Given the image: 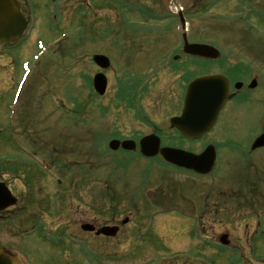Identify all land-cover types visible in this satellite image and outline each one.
Listing matches in <instances>:
<instances>
[{"label": "rangeland", "instance_id": "374dc122", "mask_svg": "<svg viewBox=\"0 0 264 264\" xmlns=\"http://www.w3.org/2000/svg\"><path fill=\"white\" fill-rule=\"evenodd\" d=\"M19 1L25 18L31 13L33 29L30 35L28 31L24 43L11 51L6 45L0 51V157H3L1 164L12 169L14 177L24 185L15 189L24 203L18 211L23 210L24 214L25 204L30 201L53 204L58 200V192L51 195L56 189L53 181L43 172L40 176L45 188L36 191L31 176L35 164L25 151L37 154L43 160L48 154H54L55 160L65 161L62 167H66V188L65 214L51 211L45 216L52 229L57 228L59 220L67 225L89 223L95 214L102 220L114 218L117 225L128 217L129 211L138 217L143 214L145 205L150 211L159 207L166 211L176 202L180 210L191 209L202 218V225L207 227L211 238L206 244L212 249L221 237L227 236L231 246H241L248 251L253 214L264 209V150L249 154V157L246 153L241 156L251 141L250 146L264 135V2L57 0L52 4L53 0ZM50 5L56 9V19L50 17ZM124 6L132 10V17L125 13ZM181 10L189 20L190 41L213 46L221 53V60L200 66L195 63L186 66L188 60L184 57L179 62H172L182 46L183 32L175 19ZM133 21H137L135 26ZM62 34H66L65 38L49 48V53L36 65L20 100L18 98L20 106L15 122H9L7 117L13 110L16 84H21L24 78L21 67L33 62L39 51L37 42L52 44ZM97 54L111 59V68L103 72L108 79L104 97H99L92 87L94 76L100 73L92 63V57ZM214 74L229 77L234 85L244 83L243 90L246 91L253 86L252 80H257L258 87L245 92L244 100L228 104L216 128L200 143L171 132L169 122L182 110L186 86L197 77ZM128 77L133 79L130 88L122 81ZM126 94L130 96V102L123 103ZM154 127L164 137H177L176 142H166V146L195 151L207 143L217 145L220 148L219 168L206 178L170 170L162 162H158V166L157 161H152L154 164L145 161L140 165L141 169L138 164H129L122 169V163L127 165L125 160L135 163L134 155L111 156L110 140H138L153 133ZM32 140H35L34 149L29 146ZM230 143L232 145L228 146ZM139 169L140 181L129 183L133 176L140 174ZM122 177L127 182H122ZM132 190H136L135 195L131 194ZM74 194L77 200H74ZM109 196L116 202L117 211L107 212ZM219 197L224 199L218 201ZM91 202L96 203L97 211ZM130 202L138 204L132 206ZM39 206L35 205L32 212ZM150 220L153 227L165 228L163 233L168 236L177 230L175 227L181 226L176 216L162 214ZM76 223L69 226L70 231L82 239L84 235ZM193 224L192 220L191 229L195 228ZM177 231L164 237L154 228H148L142 243H128L129 250L125 255L127 245L120 234L118 246L108 243L112 247L107 254L117 255L111 256L109 261L111 264L241 262L239 255L233 252L222 256L220 251H202L201 256L193 257L191 253L179 255L189 251L191 238L181 235L180 229ZM38 236L22 238L18 235L8 245L15 252H23L31 264H71L74 258L73 264H90L87 257L71 248L67 240L47 244L48 241L41 238L43 243ZM142 249L148 250L136 252ZM196 249L206 248L197 244ZM196 249L191 252L196 253ZM258 254L259 257L252 258L253 262L251 257L247 262L264 264V246L261 245ZM96 264H101L99 257Z\"/></svg>", "mask_w": 264, "mask_h": 264}, {"label": "water", "instance_id": "95a60500", "mask_svg": "<svg viewBox=\"0 0 264 264\" xmlns=\"http://www.w3.org/2000/svg\"><path fill=\"white\" fill-rule=\"evenodd\" d=\"M19 4L15 0H0V46L3 42H16L26 29V22L19 11ZM185 52L204 58L217 59L219 53L205 46H187ZM99 66L106 68L108 61L103 57H95ZM95 87L104 94L106 81L97 76ZM229 99L228 81L221 76L207 77L195 81L188 88L185 108L180 118L173 119L172 127L177 128L187 139H199L206 135L216 123L221 108ZM113 145V144H112ZM142 153L147 157H155L159 153L163 158L180 168L194 170L200 174H209L215 165V152L210 147L200 156L176 149H160L158 138L149 137L142 141ZM264 146V137H261L254 148ZM5 203V188L0 187ZM0 264H18L16 259L0 253Z\"/></svg>", "mask_w": 264, "mask_h": 264}, {"label": "flooded vegetation", "instance_id": "af4514ba", "mask_svg": "<svg viewBox=\"0 0 264 264\" xmlns=\"http://www.w3.org/2000/svg\"><path fill=\"white\" fill-rule=\"evenodd\" d=\"M34 141L35 140H32V142ZM261 150H264V148L259 149L257 151L260 152ZM13 173L14 171L12 170L9 171L0 170V183H4L8 187L11 194L18 197L15 191V185L17 183V179L14 177ZM60 184L62 185L63 188H65L63 181H61ZM63 192L64 190L62 189L60 193ZM223 199L224 198L222 197V200ZM137 204H138L137 202H132L131 205L137 206ZM19 205H24V203L19 202L18 205L16 206H12L10 208L0 211V248L3 249L4 252L13 253L12 252L13 250L8 245V243L13 241V239L18 235H21L20 237L22 238L23 237L29 238V229L32 230V232L36 231L35 234L32 233L33 235H39L41 237H45L49 239H66V238L75 239V240L81 239L80 236H78L76 233L70 231L69 226L71 225L75 226L76 222L74 224L67 225L66 223L65 224L63 223V220H59L57 224V228L52 229L51 225H48L46 223L47 221H45L44 219L45 209L43 203L41 202L26 203L25 204L26 208H24L26 212L24 214H23V210L18 211ZM35 205L37 206L40 205V206L36 207V210L33 213L32 209ZM91 205L94 208V210L97 211L96 203L91 202ZM1 206L2 204L0 201V209ZM113 210H114V206L110 199L107 203V212H113ZM58 213H60V215L65 214V206L63 202L59 204ZM96 215L97 214H95L94 216L95 218L92 219V221L89 223H84V224H82V222L76 223L78 224V226H80L79 232L84 235V238L90 239L94 244H96L98 241H100L101 243H106L107 241L106 237L109 235L118 236L121 232H123L121 234L123 235L124 240H127L131 236H135L136 234H139L143 231V228L140 225H143L144 222H142L140 216L144 214H140L137 217L134 214V212L129 211L128 217H126L124 220H122L121 223L117 225L114 223V218L111 219L107 218L106 220H102L98 218ZM85 226H90V227L85 228ZM109 227L116 229H110ZM83 229L91 232H86V231L84 232ZM109 245L110 244L106 243L105 245H103L104 247L101 246L100 248L103 247L107 249Z\"/></svg>", "mask_w": 264, "mask_h": 264}, {"label": "bare ground", "instance_id": "6f19581e", "mask_svg": "<svg viewBox=\"0 0 264 264\" xmlns=\"http://www.w3.org/2000/svg\"><path fill=\"white\" fill-rule=\"evenodd\" d=\"M17 263H18V264H21L18 260H17Z\"/></svg>", "mask_w": 264, "mask_h": 264}]
</instances>
